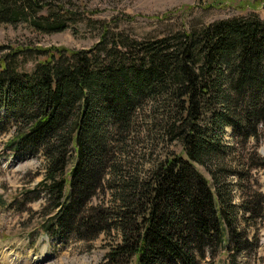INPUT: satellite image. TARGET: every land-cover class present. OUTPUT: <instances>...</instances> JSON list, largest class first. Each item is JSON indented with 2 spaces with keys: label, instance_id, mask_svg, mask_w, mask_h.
<instances>
[{
  "label": "trees",
  "instance_id": "trees-1",
  "mask_svg": "<svg viewBox=\"0 0 264 264\" xmlns=\"http://www.w3.org/2000/svg\"><path fill=\"white\" fill-rule=\"evenodd\" d=\"M38 12H48L46 0H0V22ZM44 20L47 31L65 28ZM38 55L32 75L0 63V106L15 114L14 150L35 149L46 163L36 190L53 210L46 231L85 241L115 231L101 264H199L220 250L233 263L258 248L241 226L262 219L264 195L234 203L228 178L236 172L210 132L229 126L246 139L264 127L263 20ZM152 108L162 109L160 131L182 155L146 160L133 142L145 133L135 118ZM98 193L107 201L92 203Z\"/></svg>",
  "mask_w": 264,
  "mask_h": 264
},
{
  "label": "rangeland",
  "instance_id": "rangeland-1",
  "mask_svg": "<svg viewBox=\"0 0 264 264\" xmlns=\"http://www.w3.org/2000/svg\"><path fill=\"white\" fill-rule=\"evenodd\" d=\"M46 4L48 12H38L34 18L0 22V63L18 76L33 74L42 60L38 50L73 52L91 49L102 40L108 47L120 39L154 40L228 18L254 15L264 21V0H46ZM47 18L62 22L65 28L47 31L41 25ZM104 30L107 34L102 37ZM161 112L152 108L135 118L137 130L143 126L145 133L134 135L133 142L147 150L146 160L183 154L178 143H168L161 133ZM15 121L14 111L1 105L0 264H101L118 241L115 231L85 241L45 230L53 210L36 190L46 163L35 149L28 153L14 150L10 142L16 137ZM210 133L220 136L217 142L226 149H222L226 163L236 172L228 178L234 203L258 201L253 193L264 195V127L257 126L256 135L246 139L235 135L229 126ZM195 167L209 180L202 167ZM102 200L107 198L98 193L92 203ZM249 224L241 228L247 229L249 240L257 238V249L239 255L233 263L220 250L199 264H264V210L262 219ZM128 264H136L135 259Z\"/></svg>",
  "mask_w": 264,
  "mask_h": 264
}]
</instances>
